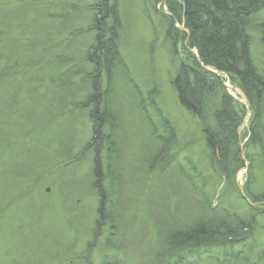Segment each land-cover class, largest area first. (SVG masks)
Here are the masks:
<instances>
[{"label":"rangeland","instance_id":"374dc122","mask_svg":"<svg viewBox=\"0 0 264 264\" xmlns=\"http://www.w3.org/2000/svg\"><path fill=\"white\" fill-rule=\"evenodd\" d=\"M179 1L116 0L121 59L111 75L102 66L92 71L94 65L85 59L92 54L99 31L89 29L100 18L95 11L99 0H0L1 48L12 43L17 47L14 58L0 56V67L23 79L22 71L28 69L27 76L40 87L39 109L33 106L25 117L46 112L41 105L50 107L45 116L52 115L47 118L51 126L45 122L38 133L36 120L23 123L19 113L15 115L19 106L9 114L13 122L9 121L7 136L15 132L14 123L30 134L19 136L18 146L0 151V161L9 162L1 166L2 172L10 169L15 174L27 166L30 171L23 179L24 194L19 191L22 186H15L19 181L2 187L5 180H0V264H36L42 258L51 264H103L114 256V263L120 260L117 264H175L188 258L184 264H264V200L250 194L264 191V154L256 142L248 145L254 106L241 80L206 66L221 82H214L207 95L208 117L223 120L221 150L211 158L203 121L181 105L171 83L179 63H189L197 55L184 39L183 13L177 10L176 17L169 11V4L177 6ZM256 19L264 20V11ZM170 22L184 33L175 45L167 34ZM250 33V52L261 73L260 34L252 28ZM24 53L31 64L26 68L17 62ZM64 60L71 61L62 64ZM95 77L105 94L100 110L111 115L98 129L90 117L94 104L88 102ZM21 81L19 89L25 85ZM54 108L65 110L58 122ZM255 122L264 127V108H259ZM96 129L109 143L97 138ZM90 141L93 149L98 143L105 146L99 149L104 198L95 184L93 149L80 151V145ZM165 142L170 153L178 151L172 161L179 159L180 164L162 172L152 170L151 157ZM247 154L254 159L251 176L248 163L243 165ZM47 164L51 170L47 167L50 171L42 177ZM250 207L261 217L248 243L222 242L225 238L220 236L209 244L212 253L206 255H200L196 246L193 253L176 247L180 239L176 232L183 224L249 216Z\"/></svg>","mask_w":264,"mask_h":264},{"label":"trees","instance_id":"16d2710c","mask_svg":"<svg viewBox=\"0 0 264 264\" xmlns=\"http://www.w3.org/2000/svg\"><path fill=\"white\" fill-rule=\"evenodd\" d=\"M99 2L100 4L98 5V7H96L95 11L97 12L98 16L97 19L99 18V16L101 19L99 18L97 22L95 21L92 25L93 27H89V29H93L94 27H96L99 31L95 37L96 43L93 47L94 50L89 56L85 55V59H88L90 63L94 65L92 71H99V68L102 66V68L106 70V73H110L112 75L115 67L118 66L117 64L119 62L117 61L121 59V54L119 53L118 47L116 46L119 40L118 32L120 27L118 28L117 25L120 23V15H118V10L116 8V0H99ZM179 2L180 5L177 6L173 5V3H170L169 11L172 14L174 13L176 17H178L177 10H180V12L183 13V23L187 31L185 32L184 39L187 38L188 44H190V48L197 50V55L196 57H194V60L190 61L189 63L181 61L178 65L179 67L176 70V74L174 75V77H172V87L175 88V92L181 102V105H183V107H185L187 110L189 109L193 114H197L203 121V123H201L203 128V135L207 141L208 148L211 153V158L216 159L221 150L219 148V131L222 128L221 123L223 122V120H220L216 116H213L212 119L210 118L211 116L208 117L207 95L212 92V89H210V87L213 86L214 82L218 85H221V82L217 78V74L216 76L211 71L206 70V66L211 65L218 72H224L231 77L241 80V84L245 88V93L249 96L251 104L254 106L252 109L253 119L252 122L248 125L247 133H249L250 140L248 145H254V143L256 142V145L260 147V152L264 154V136L261 135L262 131H264V127L261 126V122H255L256 117H258L259 108L260 111L264 108V72H258L256 64L255 62H253L252 52H250L251 28L259 32L261 44L264 51V20L257 21L256 19L258 14L264 11V0H180ZM164 18L167 19L168 17L164 15ZM168 19L172 20L173 18L171 19V17H169ZM178 20L181 21L180 18H178ZM170 23L171 24L168 26L167 34L170 42L174 43L175 45L177 39L179 38L181 40L182 34L184 33L180 31V29L177 27V24L172 22ZM99 25H102L101 28L103 31H100L101 28L99 27ZM1 46L2 45H0V56L4 55V57L6 56L7 59L10 56H13L14 58L15 52H13V50H15L14 48L16 47L15 43L9 44L4 49L1 48ZM30 57L35 59V57L33 56ZM27 60V55L25 56L24 53L23 56H19L17 62L19 64L24 63V65L21 66H25L26 68L31 65L29 64V62H27ZM64 61H62L61 63L68 64L71 60ZM194 65H196L197 68H195ZM7 66H12V61H8ZM27 70L22 71L23 77L25 78L23 79L19 76H13V74H15L14 71L7 70L6 72H3L2 67H0V151L5 150L6 148L7 152L9 146H18L21 143L20 141H16L19 136L26 137L28 135L29 137L30 133H26L27 129L25 130L22 128V126L20 127L15 123L13 125L15 132L11 136H7V128L10 123L9 121H12L9 114L14 111L15 107L17 108L19 106V109L18 111L16 110L17 112L15 115L17 117L20 115L21 117L19 116L18 119L22 118L21 121H23V123H29V121L36 120L35 125L37 127L34 129L36 132H38V130H40L42 127L46 126L43 125L45 122L48 123V127L51 126V121L47 118L50 119L52 115L49 113L48 116H45V113L51 111L50 107L48 106L45 108H41L42 105L40 106V109H43L46 112L41 111L39 116L37 115L35 117H25V112L31 109L33 106L36 107L38 105L37 109H39L40 100L38 99L37 94L43 95V93H40V87L36 88V80L30 78V74L29 76H27ZM106 73L105 75H107ZM70 78L67 81L68 85H70L71 83ZM92 80V88L94 92L88 98V102L89 105L94 104L93 110L90 111V117L93 119V123L98 129L101 124L104 123V121L106 122L111 119V115L107 110H100L99 103L103 102L105 94H103L102 96L103 92H101L99 89V81L97 80V78H92ZM19 81H21L22 84H25L20 89L19 86H21V84L19 83ZM251 90L253 91V94H255L254 98ZM19 95H25V97L19 100ZM228 97L229 99H231L230 96ZM76 105L77 104H74L73 106ZM52 111L54 112L53 119L55 122H58L62 118H64L62 114L65 112V110H62V108H54V110ZM236 127L237 128L235 129V136L237 134L239 126L236 125ZM97 129L95 131L97 138H102V141L108 142V138L105 137V139H103L104 136L102 137ZM95 139L96 138L94 137V140ZM177 143L178 141L176 142V144ZM92 144L91 141L85 143L84 147L81 144L80 151L84 152L85 149H93ZM98 144L99 145L95 146V148L93 149V155H95V158L92 159V164L93 166H95L93 168V174L96 179V187H98V190L100 191L98 192L100 193L101 197L104 198V195L102 194L103 190L101 183L105 177V169L102 168L103 165L102 159L100 160L99 155L101 154L99 152V149L101 148L103 151L105 146L102 145L103 143ZM78 145L79 144L77 143L73 144V146ZM164 145L165 146L157 148L156 152L154 151L155 154H153L151 157L150 163L152 170L156 169L158 170V172H162L169 166L174 167L173 165H177L178 167V165L180 164V161H178L179 159H175V161H172L173 158H175L178 154V151L170 153L169 144L166 143ZM73 150L74 147H72V150H69L70 154ZM169 155L171 157L168 158ZM165 159L169 161V164L168 161H165L166 163L164 162ZM244 159L246 162L244 163L242 161L243 165H246V163H248L247 167L248 171H250L249 175L251 176V168L254 163V159H251V156L248 154L246 158L244 157ZM8 163L9 162L6 160L0 161V180H5V184L2 187H6V185L11 187V185L15 181H19L20 185L15 184V186H22L19 188V191L23 190L22 194H24L23 179L26 178L25 175H28L27 172L30 170L27 169V167L30 166L23 167L17 172L19 174L15 172V174L17 175L12 176L15 174L10 169L6 170L5 173L2 172V167H6ZM9 166L12 167L11 164H9ZM45 166H43V168L45 169L42 171V177L44 174L51 170V167L48 164L46 167ZM37 167H39V165ZM47 167H49L50 170ZM170 167L168 169H170ZM36 169L37 168L35 167V170ZM21 172H23V174H21ZM35 174L37 175L38 171ZM11 177L13 181L10 183L8 178L11 179ZM35 177L29 178V180H32ZM252 184L253 180L250 179L249 185L251 186ZM198 191H201V189H198L197 192ZM250 194L254 197L257 195V197L264 200V191H262L261 193H255V190H250ZM259 201L261 200H257L256 203ZM102 202H104V200ZM254 202L255 201L253 200V203ZM208 203L210 207L211 202L209 201ZM249 210L251 211L249 216H241L236 214V217H233L230 220L227 219L228 217L220 220H218L217 218H208L204 223L194 221L193 223L183 224L182 226L178 227L179 231L176 232L179 234L178 236L180 237V239L178 244L175 245L176 247H179V250L188 253L192 252V248L196 246L200 255H206L209 252L210 254L212 253V249H208L209 244L216 242V240H220L217 239L220 238V236L225 238L221 239L222 242L228 241L229 243H235L237 241H242L241 243H248V241L250 240L249 237L252 232L255 233L254 226L258 224V218L261 217L257 214L258 212L257 210H255V208L250 207ZM255 214H257V217L254 216ZM108 218L109 220L112 219L111 216H109ZM18 225L22 228V223H19ZM116 257L117 256L110 257L108 260H105L103 264L120 263V260H117L116 263L112 261V259H115ZM47 259L48 258H42L38 260L36 264H51ZM188 260H190V258L182 261L181 263L178 261L177 263H174L184 264V262H187ZM82 264H85V262Z\"/></svg>","mask_w":264,"mask_h":264},{"label":"water","instance_id":"95a60500","mask_svg":"<svg viewBox=\"0 0 264 264\" xmlns=\"http://www.w3.org/2000/svg\"><path fill=\"white\" fill-rule=\"evenodd\" d=\"M209 68H211V67H209ZM212 69V68H211Z\"/></svg>","mask_w":264,"mask_h":264}]
</instances>
